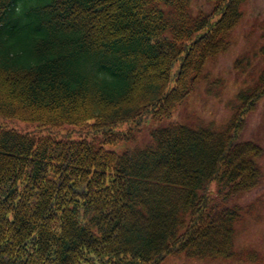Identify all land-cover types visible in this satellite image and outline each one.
Segmentation results:
<instances>
[{"label":"trees","instance_id":"obj_1","mask_svg":"<svg viewBox=\"0 0 264 264\" xmlns=\"http://www.w3.org/2000/svg\"><path fill=\"white\" fill-rule=\"evenodd\" d=\"M241 1L212 20L190 0H0V264L234 254L264 180L244 136L264 71L229 123L171 118Z\"/></svg>","mask_w":264,"mask_h":264},{"label":"rangeland","instance_id":"obj_2","mask_svg":"<svg viewBox=\"0 0 264 264\" xmlns=\"http://www.w3.org/2000/svg\"><path fill=\"white\" fill-rule=\"evenodd\" d=\"M215 5L212 0H191L190 11L192 14H208L216 20L219 15L215 12ZM242 9L243 16L230 31L229 45L218 55L206 60L196 89L188 97L187 103L174 113L171 121L191 125V118L196 124H208L212 120L218 124L228 123L233 118L235 105L241 102L239 95L258 83L264 71V58L259 61L258 69L245 79L241 76L236 80L238 71L235 66L243 58L248 61V57L251 62L259 58L261 41L264 43L260 39L264 27L261 29L257 25L264 24V0H245ZM246 70L249 71L250 67ZM244 95L247 99L252 93L248 95L246 91ZM187 104L192 111L184 116L182 110ZM24 125L21 122L16 124L18 128ZM245 131L246 140H255L264 149V99L248 114ZM261 162L264 169V156ZM260 194L261 199L255 202L251 212L236 224L234 243L239 258H198L180 252L169 255L161 264H264V180L244 198L250 200Z\"/></svg>","mask_w":264,"mask_h":264}]
</instances>
